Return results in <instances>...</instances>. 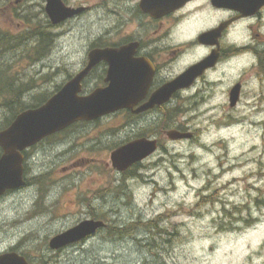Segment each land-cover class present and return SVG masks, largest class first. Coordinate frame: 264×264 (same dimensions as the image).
Segmentation results:
<instances>
[{"label": "rangeland", "instance_id": "rangeland-1", "mask_svg": "<svg viewBox=\"0 0 264 264\" xmlns=\"http://www.w3.org/2000/svg\"><path fill=\"white\" fill-rule=\"evenodd\" d=\"M65 1L89 11L54 36L44 0H0V34L14 43L21 38L17 51L2 52L0 69L18 83L32 82L26 104L55 94L95 40L109 43L110 0ZM174 28L149 23L147 32ZM29 29L46 33L38 58L35 40L26 39ZM198 30L185 26L181 38ZM231 40L239 45L248 37L241 29ZM227 71L231 86L239 69ZM243 97L235 107L222 99L190 113L182 106L175 118L194 136L170 141L160 133L158 151L124 173L112 167L111 152L136 134L155 135L158 119L139 122L116 113L28 149L27 187L0 199V255L16 247L36 264H264V83L248 84ZM6 116L0 110V119ZM176 119H162L159 128ZM93 215L106 222L105 230L49 248L51 238Z\"/></svg>", "mask_w": 264, "mask_h": 264}, {"label": "flooded vegetation", "instance_id": "flooded-vegetation-1", "mask_svg": "<svg viewBox=\"0 0 264 264\" xmlns=\"http://www.w3.org/2000/svg\"><path fill=\"white\" fill-rule=\"evenodd\" d=\"M61 1L68 8H82L83 11L56 25H53L47 17L46 26L50 35L56 36L53 32L59 34L63 26L89 11L87 6ZM140 1L110 0L109 43L100 44L95 40L93 45H89L79 69L75 74L66 77L65 83L85 67L88 54L92 50L102 48L120 50L122 47L130 46L127 52L131 56V61L144 67L145 74L142 79L148 77L150 82L140 84L145 85L146 91L136 105L118 114L124 115L128 120L134 119L139 122L160 120L170 114H172L171 118L176 119L175 116L180 113L182 106H187L190 113L196 105H210L221 99L229 103L233 88L239 86L237 105L244 98L245 87L248 84L255 82L262 85L264 83V0L259 8L253 10L249 8L245 12L230 6L217 7L213 5L212 0H187L175 10L159 18L144 13L139 7ZM17 2L15 1V4ZM44 3L46 4L45 0ZM248 3H255V0ZM165 22L175 27L171 33L149 34L147 32L149 23L158 25L159 30L162 31ZM188 25L198 28L199 32L192 37L181 38L184 32L182 28ZM219 27L221 31L218 37L199 39L201 35ZM241 29L246 33L248 41L238 45L237 42L231 40V37L234 36L235 31L238 32ZM210 57L214 65L204 69L187 86L171 93L166 103L144 112H136L158 89L176 80L191 66ZM233 68L239 69L238 79L229 86L227 70ZM107 71L108 64L105 62H100L95 66L82 81L79 95L86 96L96 88L106 87L108 85L105 82ZM135 124H138V121L130 123L132 131ZM170 129L183 133L191 132L189 125L179 122L178 119L173 120L167 129L162 130L161 135ZM191 133L194 136V133ZM131 137L129 141L141 138V136ZM146 137L156 139L159 146L161 136L157 133ZM26 152H24V157ZM23 170L25 187H27L25 166ZM90 219L95 220V218ZM15 251L16 247H11L6 252Z\"/></svg>", "mask_w": 264, "mask_h": 264}, {"label": "water", "instance_id": "water-1", "mask_svg": "<svg viewBox=\"0 0 264 264\" xmlns=\"http://www.w3.org/2000/svg\"><path fill=\"white\" fill-rule=\"evenodd\" d=\"M45 13L53 25L59 24L83 11L82 8L72 9L64 6L61 0H45ZM187 0H141L139 7L151 17L159 18L175 10ZM212 0L217 7L230 6L239 11L249 8L257 9L262 0ZM221 27L205 33L199 39L218 37ZM128 47L120 50L111 48L94 49L88 54V62L74 77L48 98L42 105L19 113L8 127L0 131V197L7 191L17 190L25 186L23 179V152L43 139L59 133L78 122H92L121 110L131 109L146 91L142 82L149 83L147 77L142 79L145 69L137 62L131 61ZM208 58L191 66L176 80L154 92L149 101L136 110L144 112L168 101L171 93L179 90L199 75L204 69L214 65ZM100 62L108 64L105 82L106 87L94 89L86 96H80L81 83L90 71ZM239 86L233 88L229 105L234 107L237 102ZM171 141L191 139L192 133L177 130L166 131ZM157 150L155 139L140 138L128 142L110 154L111 165L118 172L128 170L140 163ZM105 227L103 221L87 219L78 225L54 236L48 246L59 250L68 245L83 241ZM0 264H36L28 263L23 256L14 252L0 255Z\"/></svg>", "mask_w": 264, "mask_h": 264}, {"label": "trees", "instance_id": "trees-1", "mask_svg": "<svg viewBox=\"0 0 264 264\" xmlns=\"http://www.w3.org/2000/svg\"><path fill=\"white\" fill-rule=\"evenodd\" d=\"M35 30V29H34ZM34 30H27L25 32V34H27L28 36L26 37V39L28 41H30L31 39L35 40L34 43V49L35 52L37 54V58L39 57V55H42V50L45 49L46 47V33L43 32V30L38 29L37 32H34ZM21 38L17 39L14 38L15 43L12 42L13 39L8 38L7 36H2V34H0V57L2 56V52L4 54L11 52V51H17V49L19 48V40ZM24 40H21V42H23ZM27 42V41H26ZM15 45V46H14ZM23 45V43L21 44ZM7 69V68H6ZM8 71L7 70H1L0 69V110L2 111H7V116L4 117L3 119H0V131L5 129L6 127H8L10 125V123L13 121V119L21 112L30 109V108H36L39 107L40 105H42L46 100L47 97H35L34 101H32L31 103L26 104L24 102V98L25 96L29 93L28 91L33 89L30 88L32 86V82L28 83L27 81H21L20 83H18V80H16V78L12 79L8 76ZM172 114H170L169 116L165 117V118H161L160 120L156 121L157 126H154V128L152 127V129L155 130L156 133L160 134L162 130H165L169 127V124L167 127H162L159 128V123L162 119H164L165 121H163V123H168V120L171 119ZM97 121V120H96ZM83 124V122L80 123H76L74 125H72L71 127H69L67 130L77 126ZM65 130V131H67ZM64 132V131H63ZM62 133V132H61ZM136 136H142L144 137L145 135H143L142 133L136 134ZM1 152V151H0ZM140 167V164L135 165L133 168H138ZM129 169V170H131ZM92 218H96L95 215L92 216ZM107 228V227H106ZM124 231H127L126 229H118V228H113L112 232L113 233H122Z\"/></svg>", "mask_w": 264, "mask_h": 264}]
</instances>
